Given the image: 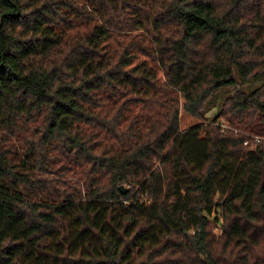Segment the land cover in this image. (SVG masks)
Masks as SVG:
<instances>
[{
    "label": "trees",
    "instance_id": "16d2710c",
    "mask_svg": "<svg viewBox=\"0 0 264 264\" xmlns=\"http://www.w3.org/2000/svg\"><path fill=\"white\" fill-rule=\"evenodd\" d=\"M254 79L264 0H0V264H264Z\"/></svg>",
    "mask_w": 264,
    "mask_h": 264
},
{
    "label": "rangeland",
    "instance_id": "374dc122",
    "mask_svg": "<svg viewBox=\"0 0 264 264\" xmlns=\"http://www.w3.org/2000/svg\"><path fill=\"white\" fill-rule=\"evenodd\" d=\"M264 80L263 79H254V80H251L249 82H246L242 85V89L246 92H250L251 90H253L254 88L258 87L261 83H263ZM220 225L221 223H218L216 226H215V231L216 233H220Z\"/></svg>",
    "mask_w": 264,
    "mask_h": 264
},
{
    "label": "water",
    "instance_id": "95a60500",
    "mask_svg": "<svg viewBox=\"0 0 264 264\" xmlns=\"http://www.w3.org/2000/svg\"><path fill=\"white\" fill-rule=\"evenodd\" d=\"M119 188L124 192L126 191V187H124V185H120Z\"/></svg>",
    "mask_w": 264,
    "mask_h": 264
}]
</instances>
